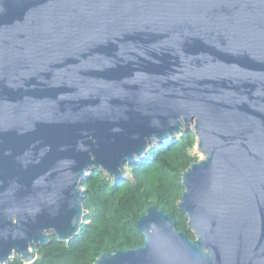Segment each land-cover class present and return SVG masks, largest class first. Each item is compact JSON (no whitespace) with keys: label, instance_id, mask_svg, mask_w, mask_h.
Returning <instances> with one entry per match:
<instances>
[{"label":"water","instance_id":"95a60500","mask_svg":"<svg viewBox=\"0 0 264 264\" xmlns=\"http://www.w3.org/2000/svg\"><path fill=\"white\" fill-rule=\"evenodd\" d=\"M192 125L187 229L94 264H264V0H0V264L82 229L83 182Z\"/></svg>","mask_w":264,"mask_h":264},{"label":"trees","instance_id":"16d2710c","mask_svg":"<svg viewBox=\"0 0 264 264\" xmlns=\"http://www.w3.org/2000/svg\"><path fill=\"white\" fill-rule=\"evenodd\" d=\"M195 139V133L187 130L170 141L152 143L143 158L125 164L135 173L134 180L126 176L114 180L104 171L90 172L83 182L85 214L81 231L68 242L51 236L50 243L38 248L37 258L30 264H94L104 252L141 245L143 236L135 221L149 204L169 212L176 229L194 238L176 204L183 191L181 174L196 161L187 152ZM7 264L25 263L15 257Z\"/></svg>","mask_w":264,"mask_h":264},{"label":"rangeland","instance_id":"374dc122","mask_svg":"<svg viewBox=\"0 0 264 264\" xmlns=\"http://www.w3.org/2000/svg\"><path fill=\"white\" fill-rule=\"evenodd\" d=\"M192 125H189L187 128H186V131L187 130H191L192 131ZM172 138H170L168 141H170ZM162 142H165V141H162ZM154 143H159V142H154ZM151 146V145H150ZM149 146V147H150ZM187 152L194 158H196V160H199L201 158H203V154L202 152L198 149L197 147V139H195V141L193 142V144L190 146V147H187ZM134 175L135 173H133V171L130 169V168H125L124 169V172H123V177L126 176L128 177L130 180H134ZM13 257H11L12 259Z\"/></svg>","mask_w":264,"mask_h":264}]
</instances>
